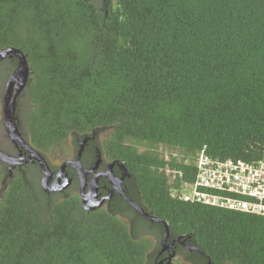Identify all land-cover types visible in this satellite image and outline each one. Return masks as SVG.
<instances>
[{
  "label": "trees",
  "instance_id": "1",
  "mask_svg": "<svg viewBox=\"0 0 264 264\" xmlns=\"http://www.w3.org/2000/svg\"><path fill=\"white\" fill-rule=\"evenodd\" d=\"M4 47L29 64L16 115L31 147L48 159L70 139L76 156L87 137L124 166L126 193L199 250L178 245L186 262L264 264V216L169 193L194 179L201 150L264 156V0H0ZM0 148L15 154L2 124ZM68 173L65 192L45 193L37 163L0 161V264H156L164 225L118 197L85 209Z\"/></svg>",
  "mask_w": 264,
  "mask_h": 264
},
{
  "label": "water",
  "instance_id": "2",
  "mask_svg": "<svg viewBox=\"0 0 264 264\" xmlns=\"http://www.w3.org/2000/svg\"><path fill=\"white\" fill-rule=\"evenodd\" d=\"M12 55H15L18 61L15 69L8 76L2 92L3 125L12 144L14 146L23 148L28 153L26 161L36 162L40 167L41 177L39 182L41 189L45 193H51L65 189L70 183V180L66 177L65 169L67 167H72L77 173L78 190L81 203L85 209L89 210L94 209L106 198H109V195L100 198L97 196L98 176L105 177L110 182L116 193H118L119 196L134 209V211L152 222H160L164 225V231L160 239V251H168L169 258H172V256L175 254L173 242L176 240L190 250H198L194 246L184 244V242L180 240V237L170 240L169 242L167 241L169 236L167 223L158 217L148 214L125 192L123 181L124 175L128 173L125 172L124 175L120 177L114 176L112 174V168L114 164L120 165V163L117 161L114 160L110 162L102 172L95 173L91 180L87 182V174L92 172L97 167V165H92L90 168L86 169L81 162V153L88 139L87 137L79 142V148L74 158H67L63 160L55 171L52 170L47 159L39 151L31 147L19 131L16 116V98L23 90L27 82L29 75V64L26 56L19 48L4 47L0 49V61ZM0 161L7 163L11 169L15 167L16 164L24 162V157L22 155H12L0 148ZM160 263V261L156 262V264ZM206 264H210V262L208 261Z\"/></svg>",
  "mask_w": 264,
  "mask_h": 264
},
{
  "label": "built area",
  "instance_id": "3",
  "mask_svg": "<svg viewBox=\"0 0 264 264\" xmlns=\"http://www.w3.org/2000/svg\"><path fill=\"white\" fill-rule=\"evenodd\" d=\"M164 157L176 152L164 149ZM187 162V160H185ZM194 179L171 186L169 193L178 199L228 210L264 216V156L256 162L223 159L201 150L193 160ZM169 184L175 171L167 169ZM179 176L181 173L178 172Z\"/></svg>",
  "mask_w": 264,
  "mask_h": 264
},
{
  "label": "flooded vegetation",
  "instance_id": "4",
  "mask_svg": "<svg viewBox=\"0 0 264 264\" xmlns=\"http://www.w3.org/2000/svg\"><path fill=\"white\" fill-rule=\"evenodd\" d=\"M17 61L18 60H17V57L15 55L6 57L0 61V82L4 80L3 88L0 90V124H2V125H3L2 92H3L5 82L8 78V76L15 69V67L17 65ZM21 93H22V91L18 94V96L16 98V112H17V107H18L17 103L19 101V98L21 99V97H20ZM16 116H17V121H18V126H19L20 120L18 118V115H16ZM3 127H4V125H3ZM5 133H6V131H5ZM6 135H7V133H6ZM106 136H107V132L100 133L98 135L99 142L102 141V139L105 138ZM13 147L15 150V154L10 153V152H8V153L15 155V156L22 155L24 157V162H22L20 164H16V165H19L21 167L23 165V163H25V161L27 160V154L28 153L23 148H20V147L14 146V145H13ZM74 157L75 156H73V155L71 156V158H74ZM47 161L49 162L48 159H47ZM81 162L86 169L90 168L92 165H97V167L92 172H89L86 176V180H87V182H89L95 173L102 172L105 169V167L112 161H110L108 158L105 157L104 153H102L101 149L98 146H94L92 152L89 151L88 149H86L84 146L82 153H81ZM49 164H50V162H49ZM68 168H71L73 170L74 174L76 175V181H77L76 191L79 194L77 173L75 172V170L72 167H67L65 169L66 177L70 180V183L68 184V186L61 191H54V192L63 193V192H65V190H67L71 186V184L73 182V177L69 175ZM55 170H53V171H55ZM125 172H127V171L125 170V168L121 164L120 165L114 164V166L112 168V174L114 176H117V177L123 176ZM127 177H128V174L124 175L123 187L125 189V192H126V186H127L125 180ZM54 192H51V193H54ZM106 195H109V198H106L100 205H98L94 209L100 208V207L107 209V210H109L111 208L116 209L115 205L117 204V197L121 198L119 196V194L116 193V191L112 188L110 182L105 177L98 176L97 196H98V198H100V197H104ZM89 210H92V209H89ZM175 238H177V237L170 236V234H169L167 241L169 242L170 240H173ZM157 243H158V241H157ZM178 245H181L183 248H186L184 245H182L177 240L174 241L173 246L175 248V254L172 256V258H169V252L168 251H160L161 245H160V241H159V247L156 250V258H155L157 260V262L160 261L161 262L160 264H178L177 259L180 258L181 260L184 261L185 264L186 263L191 264V263L186 262V260L183 258V255L181 253L177 252Z\"/></svg>",
  "mask_w": 264,
  "mask_h": 264
},
{
  "label": "rangeland",
  "instance_id": "5",
  "mask_svg": "<svg viewBox=\"0 0 264 264\" xmlns=\"http://www.w3.org/2000/svg\"><path fill=\"white\" fill-rule=\"evenodd\" d=\"M162 153H164L163 148H159ZM74 154L73 145L70 139H67L62 145L58 146L56 149H53L48 153V160L51 165L59 166L60 163L67 158H71ZM153 246L156 245V239L152 237ZM178 264H185L180 258L177 259ZM187 264V263H186Z\"/></svg>",
  "mask_w": 264,
  "mask_h": 264
}]
</instances>
